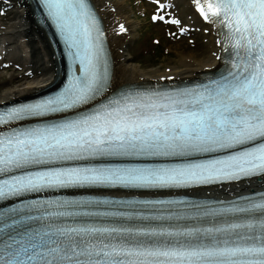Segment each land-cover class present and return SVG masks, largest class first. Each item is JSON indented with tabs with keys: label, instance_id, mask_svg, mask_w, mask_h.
<instances>
[{
	"label": "snow or ice",
	"instance_id": "1",
	"mask_svg": "<svg viewBox=\"0 0 264 264\" xmlns=\"http://www.w3.org/2000/svg\"><path fill=\"white\" fill-rule=\"evenodd\" d=\"M39 3L78 74L0 109V200L85 194L0 209V264H264V191L232 201L133 194L264 175V0H192L226 54L216 78L114 95L88 0Z\"/></svg>",
	"mask_w": 264,
	"mask_h": 264
},
{
	"label": "bare ground",
	"instance_id": "2",
	"mask_svg": "<svg viewBox=\"0 0 264 264\" xmlns=\"http://www.w3.org/2000/svg\"><path fill=\"white\" fill-rule=\"evenodd\" d=\"M187 3L188 12L196 17L201 24V30L205 34L207 47L205 51L183 47V44L170 45L175 48L178 58L174 65L165 64L155 67H140L128 64V57L124 53L128 44L136 37V25L128 16L122 13L126 8L123 0H94L98 10H102V18L110 29L115 23H121L128 28L127 34L119 31L109 32V43L112 46L115 65L113 68L112 87L123 82L144 84L151 82L152 78L177 80L187 79L199 75L201 72L212 70L220 65V47L217 44L219 37L217 31L207 23L195 9L192 0H184ZM0 70L6 63L15 61L23 66L22 73H12L8 81L0 74V103L27 97L50 84L57 72L54 70V57L47 42L44 32L38 29L32 18L29 6L19 0H0ZM27 52L29 59L19 58V52ZM9 53L11 58H9ZM123 54V55H122ZM125 61V63H124ZM25 66H28L25 68ZM21 72V71H20ZM264 178L259 181H250L223 187L215 193L230 194L239 190L250 189L255 186H263Z\"/></svg>",
	"mask_w": 264,
	"mask_h": 264
},
{
	"label": "rangeland",
	"instance_id": "3",
	"mask_svg": "<svg viewBox=\"0 0 264 264\" xmlns=\"http://www.w3.org/2000/svg\"><path fill=\"white\" fill-rule=\"evenodd\" d=\"M125 4L132 10V5H131V2H130V0H125ZM139 7H142V4L139 6ZM150 24L151 23H148V24H146V27H145V29H144V31L142 32V34H144L145 35V37L146 38H148L149 39V42L147 43V46H150L151 44H153V38L154 37H159L160 39H161V43H162V38L164 37V36H162V34H166V31L165 30H160L161 31V34H159V33H157V32H152L153 31V28L152 27H154V26H152V27H150ZM149 33H150V35H149ZM199 39H200V44L202 45V46H205L206 44H205V42H204V39H203V37H199ZM138 41V40H137ZM136 41V42H137ZM136 42H134V45H133V51L135 52V53H138V52H140V51H144L143 52V54H146V50L147 51H150V50H152V48L151 47H144V48H142V49H140V48H138V43H136ZM131 45V44H130ZM129 45V46H130ZM173 55V57H175V55L174 54H172ZM150 62V61H149ZM8 78H9V76H8Z\"/></svg>",
	"mask_w": 264,
	"mask_h": 264
}]
</instances>
